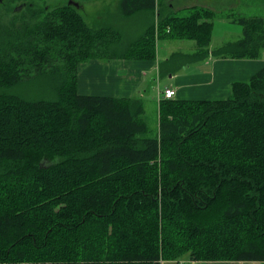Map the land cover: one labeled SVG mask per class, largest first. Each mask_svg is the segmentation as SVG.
Masks as SVG:
<instances>
[{
	"label": "trees",
	"instance_id": "trees-1",
	"mask_svg": "<svg viewBox=\"0 0 264 264\" xmlns=\"http://www.w3.org/2000/svg\"><path fill=\"white\" fill-rule=\"evenodd\" d=\"M80 1L0 0V264L264 262V67L224 100L161 99L155 130L139 98L77 91L87 61H153L160 37L196 46L160 74L257 58L264 16L232 17L241 38L210 51L213 10L118 0L119 26L89 25ZM39 80L56 99L17 91Z\"/></svg>",
	"mask_w": 264,
	"mask_h": 264
},
{
	"label": "crops",
	"instance_id": "crops-1",
	"mask_svg": "<svg viewBox=\"0 0 264 264\" xmlns=\"http://www.w3.org/2000/svg\"><path fill=\"white\" fill-rule=\"evenodd\" d=\"M167 2V0H162ZM181 3L175 0H171L170 6L168 9L171 12H182L187 13L188 9L193 6H199L213 10L217 15V21L223 23H236L232 21V17L236 12V7L234 6L235 0H225L222 2V8L219 9L218 4L220 0H180ZM240 3V0H236ZM175 3V4H174ZM114 5V4H113ZM175 5V7H174ZM82 9L85 8L84 4L81 5ZM165 10V9H164ZM118 12V4H115L113 10L103 11L102 13H96L94 16L97 21L108 19L112 20V23L119 26L118 20H121ZM226 13L223 15L222 13ZM144 15H139L133 20L125 21L123 24L126 28H129L130 31H139L144 29L141 22V17ZM241 16V15H239ZM117 20V21H116ZM213 28V24H212ZM235 38L234 42L241 38L242 31L236 30L234 33H228ZM166 52H156L155 60H121L118 59L114 61V66L112 68H107L104 63L97 61H91L89 64H85L81 67V74L77 77V91L82 95H95V96H106L113 97L112 93L116 94V97L121 96H130L136 97L135 94L132 95H121L122 94H131V88L136 93L137 89L133 87L137 86L139 82H143V78L146 77L150 72L155 70L156 78H152L150 83L153 87L155 86V95L153 99L155 100L156 105L161 101H158V94H161L165 88H173L175 91V96L173 99L176 100H185V101H214V100H224L228 98L231 94L232 84L235 82H248L249 79L260 69L264 67V51L260 52V55L254 59L248 58H233L231 56H213L208 55L204 59L199 61H194L187 64L181 70L172 72L168 74L166 78L170 79V82L165 84L164 88L160 90V84L158 85V74L159 65L166 60L173 52L172 46L173 41H168L166 39ZM214 45L209 50H215L221 47L223 44ZM196 46L193 50L195 51ZM174 51V50H173ZM157 70V71H156ZM132 83L131 88L129 84ZM87 89L92 92L87 93ZM115 97V98H116ZM129 98V97H127ZM141 103L143 104L144 95L138 96ZM144 107V104H143ZM264 264V262L257 261H240V262H231V261H189L188 256L184 255L181 258V261H164L162 264Z\"/></svg>",
	"mask_w": 264,
	"mask_h": 264
},
{
	"label": "rangeland",
	"instance_id": "rangeland-1",
	"mask_svg": "<svg viewBox=\"0 0 264 264\" xmlns=\"http://www.w3.org/2000/svg\"><path fill=\"white\" fill-rule=\"evenodd\" d=\"M181 3L180 0H175ZM225 0H220L218 7L219 9L222 8L221 4ZM227 1V0H226ZM54 2V1H50ZM49 2V3H50ZM162 2L164 9L169 11L168 9L165 8L168 5L167 3L170 4L171 0L165 1L158 0V3L160 6H162ZM81 5L84 4L85 8L82 10L85 20L89 25H93L94 22H96L95 14L96 13H102L103 11H108V9L111 11L115 8V4H118V0H84L80 1ZM114 4V5H113ZM175 4V3H174ZM234 6H237L236 12L234 15H242L246 18L248 17H253V16H264V0H240V3H238L236 0L233 4ZM175 7V5H174ZM228 13V12H226ZM226 13H222L223 15ZM215 16L213 18V28H211V35H210V43L209 46L210 48L214 45L221 44L223 42H228V41H233L235 38L231 36L230 34L227 35L226 32L228 33H234L236 30L242 31V26L238 23H223L220 21H217V18L219 15H217V12L214 13ZM173 15L176 16H184L185 14L182 12H176L173 13ZM9 15L5 14V21L9 19ZM168 41H173V46H172V52H178V53H183L187 55L193 54L195 51L193 50L195 43L193 41H188V40H176V39H167ZM166 38L160 37L159 39L157 38L156 40V52H166L167 47H166ZM174 50V51H173ZM103 59H96V60H90L87 61L85 64H89L91 61H97L100 63H104L107 68H112L114 66V61H117L118 59H110L107 57H102ZM123 60V59H121ZM125 60H132V59H125ZM84 64V65H85ZM157 71V70H156ZM159 74V70L157 72ZM81 74V69L79 70L78 76ZM156 73L155 70L150 72L146 77L143 78V82H139L137 86L133 87L136 90V93H134L135 90L131 88L132 83L129 84V88H131L130 92L131 94H122L120 93L119 96L121 95H132L135 94L136 97L144 95V118L145 121L148 125V127L151 130H155L157 126V105L155 103V100L153 99L155 95V86L153 84V87L150 83V80L152 78H156ZM168 74H160L158 78V85L160 86V90H162L165 86V84L170 82V79L166 78ZM19 94L23 95L24 97L27 98H42V99H56V92L52 88L51 85L47 84L43 80L39 81H31L27 84L22 85L18 90ZM87 93L92 92L91 90L87 89ZM79 92V90H78ZM116 97L115 93H112ZM131 98L130 96H121L119 98ZM118 98V97H116ZM183 258V257H182ZM164 262V261H163ZM188 264V262L186 263Z\"/></svg>",
	"mask_w": 264,
	"mask_h": 264
},
{
	"label": "built area",
	"instance_id": "built-area-1",
	"mask_svg": "<svg viewBox=\"0 0 264 264\" xmlns=\"http://www.w3.org/2000/svg\"><path fill=\"white\" fill-rule=\"evenodd\" d=\"M175 96L173 88H165L161 94H158V101L160 99H172Z\"/></svg>",
	"mask_w": 264,
	"mask_h": 264
},
{
	"label": "water",
	"instance_id": "water-1",
	"mask_svg": "<svg viewBox=\"0 0 264 264\" xmlns=\"http://www.w3.org/2000/svg\"><path fill=\"white\" fill-rule=\"evenodd\" d=\"M69 3L71 4V2H69ZM75 6H77V4Z\"/></svg>",
	"mask_w": 264,
	"mask_h": 264
}]
</instances>
